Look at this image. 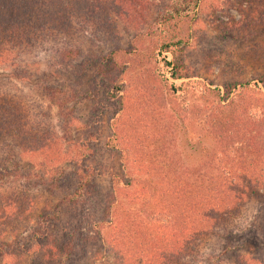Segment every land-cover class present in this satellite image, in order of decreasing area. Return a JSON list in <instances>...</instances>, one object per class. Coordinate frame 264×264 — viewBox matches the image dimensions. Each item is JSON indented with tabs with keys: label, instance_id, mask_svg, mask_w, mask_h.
Instances as JSON below:
<instances>
[{
	"label": "trees",
	"instance_id": "1",
	"mask_svg": "<svg viewBox=\"0 0 264 264\" xmlns=\"http://www.w3.org/2000/svg\"><path fill=\"white\" fill-rule=\"evenodd\" d=\"M178 2L177 9L185 13L186 6L191 7L197 0ZM258 2L252 0L250 6L255 12H263L264 19V0L263 6ZM153 3L0 0V64L12 59V77L36 80L38 92H44L59 112H69L65 126L72 128L74 107L69 109V104L76 87L62 78H69L70 67L87 56L84 69L72 71V78H78L81 85L90 66L96 63L93 83L82 90L83 94L90 93L88 98L96 100L105 90H120L128 64L140 52L123 46L118 19L139 25L150 15ZM173 13L169 8V19ZM164 17L155 28L166 34L161 52L175 56L181 39L172 29L160 26L168 23ZM86 33L91 34L94 50L84 48L81 35ZM39 48L57 56L60 67H54L55 75L29 68L27 61ZM165 62L173 79L190 77L189 68L179 65L178 60L166 57ZM58 71L60 77L56 75ZM259 81L264 88V75ZM202 90L205 99H220L219 106L206 114V131L216 142L220 174L192 179L178 174L174 163L164 164L162 169L169 175L159 178L160 211L144 207L147 217L155 223L139 228L124 217L115 220L117 191L114 186L110 192L101 191L98 178L104 162L96 157L94 142L70 136L74 151L52 176V199L39 192L28 195L27 190L0 193V264H88L102 256L106 230L112 226V249L122 264H197L203 244L212 238L222 242L219 258L220 263L225 261L233 254L241 234L232 228L233 223L245 209L243 206L260 195L264 186V91L250 81L231 83L226 95L219 87L212 89L205 84ZM97 109L92 115L96 119L93 125L103 113V108ZM30 110L26 103L0 95V178L7 175L31 179L24 166L26 154L55 159L50 152L53 145L59 148V144H53V133L48 130L49 134L41 121L30 119ZM90 122L84 127H91ZM139 162L153 171L159 165L146 157ZM111 180L116 184L114 177Z\"/></svg>",
	"mask_w": 264,
	"mask_h": 264
},
{
	"label": "rangeland",
	"instance_id": "2",
	"mask_svg": "<svg viewBox=\"0 0 264 264\" xmlns=\"http://www.w3.org/2000/svg\"><path fill=\"white\" fill-rule=\"evenodd\" d=\"M151 1L154 3L150 15L139 25H129L118 19L123 46L134 47L140 52L128 64L120 90H105L96 100L88 98L90 93L83 94L82 90L93 83L96 63L90 66L81 85L78 78H72V71L84 69L82 65L87 56H82L70 67L69 78H62L76 87L69 104V109L74 107L72 128L65 126V116L69 112H59L44 92H38L36 80L12 77V59L0 64V95L31 107L30 119L41 121L47 132L53 133L48 132L53 144L55 141L59 144V148L53 145L50 152L56 162L44 155H24V166L29 170L27 174L31 173V179L3 176L0 193L27 190L28 195L39 192L52 199V176L57 175L60 166L74 151L75 143L70 136L94 142L96 157L104 162V171L101 170L98 178L101 191L110 192L113 186L117 191L115 220L124 217L139 228L155 223L147 217L144 207L160 211L159 178L168 174L162 169L164 164L174 163L178 174L192 179L222 172L217 163L216 142L206 131V114L219 106L220 99H205L203 84L212 89L219 87L222 95H226L231 83L246 81L257 83L264 91L259 81L264 75L263 12L254 11L253 5L250 6L252 0H197L191 7L186 6L185 13L177 9L178 0ZM256 4L263 6V0ZM169 8L172 13L174 11L171 19ZM250 15L253 19L249 20ZM164 16L168 23L160 26L172 29L181 39L175 56L171 52H161L166 34L155 28ZM90 35H81L86 51L96 47ZM54 54L44 48L35 49L27 61L29 68L55 75L54 67L60 64ZM166 57L186 65L190 77L173 79L171 68L166 66ZM59 74L58 71L56 75ZM98 107L99 110L103 108V113L93 125L96 119L92 115L97 113ZM91 120V127L85 128L84 123ZM144 157L156 160L159 164L156 172L140 165L139 160ZM261 170L264 174V165ZM33 174L36 176L32 177ZM260 192L243 206L245 209L232 225L237 232L241 231L233 254L220 263L223 245L220 239L212 238L203 244L197 264H264V186ZM113 229L112 226L106 230L100 259L88 264H122L112 249Z\"/></svg>",
	"mask_w": 264,
	"mask_h": 264
}]
</instances>
